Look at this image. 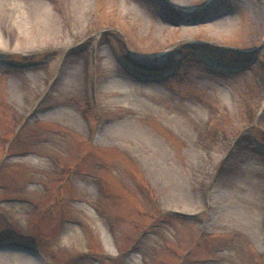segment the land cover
Here are the masks:
<instances>
[{
	"label": "rangeland",
	"instance_id": "374dc122",
	"mask_svg": "<svg viewBox=\"0 0 264 264\" xmlns=\"http://www.w3.org/2000/svg\"><path fill=\"white\" fill-rule=\"evenodd\" d=\"M14 247L36 264H264V0H0Z\"/></svg>",
	"mask_w": 264,
	"mask_h": 264
},
{
	"label": "bare ground",
	"instance_id": "6f19581e",
	"mask_svg": "<svg viewBox=\"0 0 264 264\" xmlns=\"http://www.w3.org/2000/svg\"><path fill=\"white\" fill-rule=\"evenodd\" d=\"M32 158V157H29ZM32 162L35 163L36 165H42L45 164V161L43 157L40 156H35L32 159ZM14 210L17 212H23L25 205L24 204H13ZM73 231L70 235L71 238L73 239H78L79 235L78 232L68 226V229ZM13 248V247H12ZM15 249H10V248H1L0 249V263L4 264H36L35 258H33L32 254L27 251V250H19L16 247Z\"/></svg>",
	"mask_w": 264,
	"mask_h": 264
}]
</instances>
